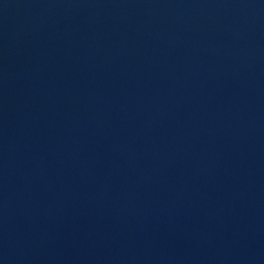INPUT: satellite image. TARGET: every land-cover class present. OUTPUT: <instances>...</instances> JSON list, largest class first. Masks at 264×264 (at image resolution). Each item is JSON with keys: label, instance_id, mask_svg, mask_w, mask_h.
Here are the masks:
<instances>
[{"label": "water", "instance_id": "water-1", "mask_svg": "<svg viewBox=\"0 0 264 264\" xmlns=\"http://www.w3.org/2000/svg\"><path fill=\"white\" fill-rule=\"evenodd\" d=\"M0 264H264V0H0Z\"/></svg>", "mask_w": 264, "mask_h": 264}]
</instances>
